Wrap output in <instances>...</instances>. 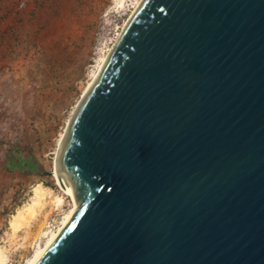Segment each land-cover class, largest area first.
<instances>
[{
    "label": "water",
    "instance_id": "water-1",
    "mask_svg": "<svg viewBox=\"0 0 264 264\" xmlns=\"http://www.w3.org/2000/svg\"><path fill=\"white\" fill-rule=\"evenodd\" d=\"M61 159L85 196L39 264H264V0H142Z\"/></svg>",
    "mask_w": 264,
    "mask_h": 264
},
{
    "label": "rangeland",
    "instance_id": "rangeland-1",
    "mask_svg": "<svg viewBox=\"0 0 264 264\" xmlns=\"http://www.w3.org/2000/svg\"><path fill=\"white\" fill-rule=\"evenodd\" d=\"M117 1L0 0V250L6 264H27L73 205L56 182L54 160L77 103L137 0ZM18 151L33 159L36 171L11 169ZM39 182L62 202L50 200L14 230L12 214Z\"/></svg>",
    "mask_w": 264,
    "mask_h": 264
},
{
    "label": "bare ground",
    "instance_id": "bare-ground-1",
    "mask_svg": "<svg viewBox=\"0 0 264 264\" xmlns=\"http://www.w3.org/2000/svg\"><path fill=\"white\" fill-rule=\"evenodd\" d=\"M142 0H137L133 6V10L131 11L130 16L128 17L127 21L130 19L132 14L135 12L139 4ZM119 5H123L124 0H118L117 1ZM125 22V24L127 23ZM124 24V26H125ZM112 47L109 49V52L111 51ZM109 52L103 57L102 63L98 67V69L94 72L92 80L89 82L87 87L85 88V91L83 92L81 99L77 103L68 123L65 128V131L62 132L60 137L59 146L57 148L55 160H54V175L56 177V182L59 185L60 189L71 196V199L73 201L72 207L65 213L63 220L59 224L56 230L49 233V236L47 237V240L44 244L39 243L35 252L33 255L29 258L27 264H39L42 259L47 255V253L50 251V249L54 246V244L57 242V240L60 238V236L65 232V230L68 228V226L71 224L74 216L76 215L78 209H79V203H81L82 199L85 196V193L73 191L71 190L70 184L67 182L65 176H64V168L62 165V151L64 147L65 140L67 138L68 133V127L72 121L73 116L75 115L77 108L79 104L81 103L82 98L88 93V91L91 89L92 85L96 81L100 71L102 70L104 63L106 62ZM53 190L51 188H48L44 186L41 182L37 183L32 190L31 200L25 203L22 207H19L11 216L10 219V225L14 230L21 229L23 227V224L25 221L30 220L32 217L36 216L38 211L42 210L46 207L48 202L50 200H54L57 205H59L62 202V197H55L53 196ZM48 232H45L47 234ZM0 264H6V258L4 256V253L2 250H0Z\"/></svg>",
    "mask_w": 264,
    "mask_h": 264
},
{
    "label": "trees",
    "instance_id": "trees-1",
    "mask_svg": "<svg viewBox=\"0 0 264 264\" xmlns=\"http://www.w3.org/2000/svg\"><path fill=\"white\" fill-rule=\"evenodd\" d=\"M9 164L11 165V169L25 168L29 169L31 172L36 171L33 159L30 157H24L21 151L17 152V158L15 160H10Z\"/></svg>",
    "mask_w": 264,
    "mask_h": 264
}]
</instances>
